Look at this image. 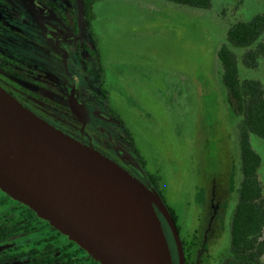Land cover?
<instances>
[{
  "label": "rangeland",
  "instance_id": "rangeland-1",
  "mask_svg": "<svg viewBox=\"0 0 264 264\" xmlns=\"http://www.w3.org/2000/svg\"><path fill=\"white\" fill-rule=\"evenodd\" d=\"M36 1L50 10L49 5L54 4L62 15L53 13L46 18L23 0H0V51L11 58L26 59L35 70L24 80H13L4 74L18 90L14 92L26 102L30 108L27 110L78 144L84 146L78 140L82 130L106 145L91 124L81 123L66 112L65 116L64 111L59 114L48 109L49 103L66 107L74 92L98 111L95 53L86 67L76 61L74 52V41L79 39L92 46L90 35L94 34L112 107L131 132L146 163L145 173L130 175L109 160L107 153L90 150L131 176L147 193L172 264H180L178 246L149 175L159 179L161 194L179 217L181 241H195L191 264H220L230 246V224L237 204V126L241 119L228 104L217 53L232 24L264 15V0H213L208 11L161 0H105L95 6L92 27L84 16L80 25L78 0L72 4ZM48 37H60L59 45L54 46ZM245 51L236 50L241 78L260 81L264 86V57L258 68L248 69L240 61ZM40 76L50 78V89L37 80ZM29 92L43 97L48 104L25 96ZM92 120L115 142L128 145L127 135L119 125L100 122L94 116ZM63 121H72V128ZM250 140L262 159L258 175L264 187V140L255 135ZM130 153L141 164L135 153ZM4 194L0 189V199ZM17 202L0 207V220L16 210ZM49 234L48 226L40 223L35 231L10 243L18 252H29L43 247L40 242Z\"/></svg>",
  "mask_w": 264,
  "mask_h": 264
},
{
  "label": "water",
  "instance_id": "water-1",
  "mask_svg": "<svg viewBox=\"0 0 264 264\" xmlns=\"http://www.w3.org/2000/svg\"><path fill=\"white\" fill-rule=\"evenodd\" d=\"M26 1L42 12L35 0ZM78 8L81 25L83 0ZM70 106L85 118L74 92ZM0 189L100 264H172L144 189L119 167L31 113L1 86ZM165 216L180 264H186L176 223L168 212Z\"/></svg>",
  "mask_w": 264,
  "mask_h": 264
},
{
  "label": "trees",
  "instance_id": "trees-1",
  "mask_svg": "<svg viewBox=\"0 0 264 264\" xmlns=\"http://www.w3.org/2000/svg\"><path fill=\"white\" fill-rule=\"evenodd\" d=\"M101 1L105 0H83L84 17L89 27L93 26L95 20V6ZM161 1L201 11L210 10L213 3V0ZM72 3L73 0H68V4ZM92 39L97 49V59L101 61L94 34ZM236 50H246L240 58L246 68L259 67L260 60L264 57V15L232 24L227 32L226 42L217 53L223 70L222 82L227 92L228 104L234 115L241 119L237 126L240 147V177L238 187L234 190L237 204L230 224V246L220 264H264V187L258 175L262 159L253 149L250 140L252 135L264 140V86L260 81L241 78ZM0 61L5 63L8 60L0 55ZM98 86L101 101L110 105L106 71L102 64L98 68ZM116 118L124 126L120 116L116 114ZM124 128L126 129L125 126ZM126 131L132 138L131 132L128 129ZM142 165L145 168L144 160ZM149 182L181 233L179 217L168 207L161 194L159 179L149 175ZM12 201L14 200L10 196L4 194L0 199V207L8 206ZM18 204L22 209L8 213L0 220V264H83L87 259L99 264L75 242L50 227L47 221L40 219L29 207ZM16 211L19 213L15 214ZM40 223L46 224L51 231L40 242L44 246L29 252H18L19 249L10 242L22 234L35 231ZM59 237L64 238V241H60ZM182 245L185 262L191 264L196 248L195 241L182 240Z\"/></svg>",
  "mask_w": 264,
  "mask_h": 264
},
{
  "label": "flooded vegetation",
  "instance_id": "flooded-vegetation-1",
  "mask_svg": "<svg viewBox=\"0 0 264 264\" xmlns=\"http://www.w3.org/2000/svg\"><path fill=\"white\" fill-rule=\"evenodd\" d=\"M23 1L26 4H28L36 12V14H38V15H40L42 17L49 18L48 16L52 15L53 13H55V14L57 13L59 16L62 15V11H60V9L57 6H55L54 4H50L49 5V7L51 8V10H50L43 3L40 4V2H37L35 0L37 2V4L42 8V12H39L34 7H32L26 0H23ZM56 1L68 4V0H56ZM67 6H69V5H67ZM71 15H72V13H71ZM73 27L75 28V25H73ZM81 34H82V31H81ZM84 35L85 34L83 33L82 36H84ZM90 38H91L92 46L90 44L81 43V41L79 39L74 41L77 44L76 47L74 48V52H75V55H76V61L79 62V63H83L86 67L88 66V61H89L90 55L92 53H95V55H93V56L95 57V62H96L97 91L100 94L99 86H98V68H99V65L101 64V61H99L97 59V49H96V47H95V45L93 43L92 34L90 35ZM48 39L52 41L54 46L55 45L58 46L59 43H60L59 39H61V38L59 37V38L50 39L48 37ZM62 40L64 41L63 37H62ZM91 47H94L95 51L92 50L93 51L92 52L91 51ZM0 55L3 58L8 60L5 63L0 61V64H1L0 65V86L3 87L14 99H16V101H18L20 104H22L23 107H25L27 109H30L29 107L26 106V102L22 101V98L19 97V95L16 93V92H18V90L14 88L15 87L14 84H12L11 80H8L7 76H5L4 74L8 75L13 80H24V79L27 78L28 75L35 73L34 68H32V67H34V65H30V63H28L26 59L11 58L9 56H6V54L2 53L1 51H0ZM43 76L37 77V80L41 81V83L43 82V84H46L47 85L46 88L50 89V87L48 86V82L50 83V78H48L46 76H45L46 77L45 78ZM11 85L13 86V88L11 87ZM52 85L54 86V84H52ZM107 89H108V80H107ZM14 90L16 92H14ZM108 92H109V90H108ZM72 94H71V96H72ZM25 96L30 97V98L36 100L37 102H40L41 104H46V105L48 104L47 100L43 99V97H41L39 95H36L34 93H30V94L25 95ZM109 96H110V92H109ZM75 97H76V95H75ZM76 98L81 103V105L83 107L84 117H85L84 119H82L80 117H77L73 113V110H72V108L70 106L71 98L67 102L66 107L59 106V105H56V104H53V103H49L50 107H48V109L52 110L55 113H59V114H62V112L64 111L63 113L66 112L67 114H71L74 119H77L81 123L91 124V126H93V128L96 131H99L100 134L103 136V139H104L103 143H106V145L105 144L101 145L99 142L94 141V139L89 136V133H85L84 131L81 130L80 132H78L79 134H81V137L78 140L84 146H86L89 149H91L93 151H96V152L107 153V156L109 157V160H111L114 164L119 166L121 169H123L124 171H126L130 175H134V173H137L140 176L143 175L145 173V168L142 165V159H141V157H140V155L138 153V149H137V145L135 143V140H134L133 136L131 138V136L126 131L124 126L120 123V121L117 120V118H116V114L117 113H115L114 108L112 107L111 101H110V105H107L103 101H101V95L99 97H96V105L99 107V109L97 111V110H93L92 107H88L85 103H83V101H81L79 99L78 95H77ZM58 108L61 109L62 111H60ZM66 113H65V116H66ZM93 116L95 118H97L100 122L107 123V124L119 125L124 130V132L127 135L128 145L127 146H121L120 144H118L117 141L115 142V139L112 136H110L106 132V130L104 128H102L101 125H97V124H95V122H92L93 121L92 120ZM63 122H65V121H63ZM65 123H66V124H64L65 126L72 128V126H73L72 125L73 124L72 121L65 122ZM130 151L135 153L136 157L139 159V162H141V164H138V161L136 163L133 160V158H132L133 156H131L132 154L130 153ZM123 156H126L129 159L126 160V159H124ZM148 180H149V176H148ZM12 200H14V199H12ZM22 205H24V204H22ZM21 207L22 206L19 205V206H16L15 209L16 210L17 209H22ZM13 211H15V210H13ZM19 212L21 213L22 210H19ZM48 229L50 231L49 227H48ZM59 240L63 242L64 238L59 237ZM87 261H89L90 264H94L89 259H87Z\"/></svg>",
  "mask_w": 264,
  "mask_h": 264
}]
</instances>
